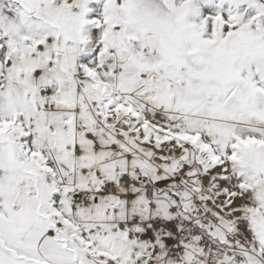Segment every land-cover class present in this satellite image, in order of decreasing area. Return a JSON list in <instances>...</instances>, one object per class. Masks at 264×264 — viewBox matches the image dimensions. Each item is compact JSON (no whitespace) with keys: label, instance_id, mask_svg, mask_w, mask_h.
Masks as SVG:
<instances>
[{"label":"snow or ice","instance_id":"6c2138e0","mask_svg":"<svg viewBox=\"0 0 264 264\" xmlns=\"http://www.w3.org/2000/svg\"><path fill=\"white\" fill-rule=\"evenodd\" d=\"M0 264H264V0H0Z\"/></svg>","mask_w":264,"mask_h":264}]
</instances>
